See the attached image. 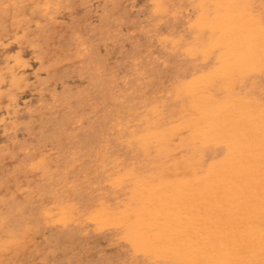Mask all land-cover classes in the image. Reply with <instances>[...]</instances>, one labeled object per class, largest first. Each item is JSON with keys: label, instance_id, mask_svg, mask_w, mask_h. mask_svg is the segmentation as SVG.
<instances>
[{"label": "bare ground", "instance_id": "obj_1", "mask_svg": "<svg viewBox=\"0 0 264 264\" xmlns=\"http://www.w3.org/2000/svg\"><path fill=\"white\" fill-rule=\"evenodd\" d=\"M44 1L50 20L54 4ZM262 5L264 0L152 2L159 23L181 20L179 33L161 39L181 72L168 96L154 94L121 125L129 161L98 154L107 182L87 205L92 224L113 230L147 264H264ZM18 64L0 74L3 83L26 82L28 66ZM13 92L12 112L19 113ZM111 145L109 140L105 148ZM65 197L50 216H60L67 227L80 222L83 206L71 193ZM1 241L0 264L12 246L25 245V237L16 235Z\"/></svg>", "mask_w": 264, "mask_h": 264}, {"label": "rangeland", "instance_id": "obj_2", "mask_svg": "<svg viewBox=\"0 0 264 264\" xmlns=\"http://www.w3.org/2000/svg\"><path fill=\"white\" fill-rule=\"evenodd\" d=\"M51 1L49 20L44 0H0V11L20 3L0 14V74L28 66L20 86L0 76V249L4 236L25 237L4 264H147L92 224L87 205L107 182L98 154L129 161L121 125L154 94L168 96L181 72L161 41L181 31V20L159 23L153 0ZM68 193L83 208L65 227L50 213Z\"/></svg>", "mask_w": 264, "mask_h": 264}, {"label": "snow or ice", "instance_id": "obj_3", "mask_svg": "<svg viewBox=\"0 0 264 264\" xmlns=\"http://www.w3.org/2000/svg\"><path fill=\"white\" fill-rule=\"evenodd\" d=\"M262 6H264V5H262ZM124 264H127V262H124ZM133 264H134V262H133Z\"/></svg>", "mask_w": 264, "mask_h": 264}]
</instances>
